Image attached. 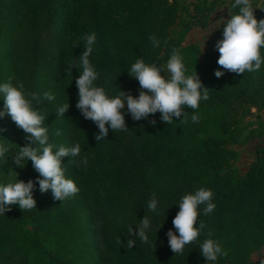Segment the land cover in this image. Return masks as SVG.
Instances as JSON below:
<instances>
[{
	"label": "trees",
	"instance_id": "obj_1",
	"mask_svg": "<svg viewBox=\"0 0 264 264\" xmlns=\"http://www.w3.org/2000/svg\"><path fill=\"white\" fill-rule=\"evenodd\" d=\"M208 1L194 5L185 21L177 0H0V82L11 78L41 95L54 92V101L35 105L46 114L50 139L65 145L79 142L81 155L88 158L86 167L71 161L65 165L80 189L71 198L55 200L50 191L37 190L36 208L23 211L14 204L0 215V264H12L14 258L28 264L32 248L45 258L42 264H206L199 242L208 231L227 253L215 264H259L264 259H260L264 149L241 173L231 169L237 154L228 148L240 137L242 119L253 109L264 110V66L238 75L225 70L217 78L215 71L222 66L217 64L214 45L222 38L221 28L202 57L198 75L209 89V98L198 109L188 107L181 121L156 127L126 115L129 130L110 129L106 140L99 142L94 135L97 126L76 108L79 71L73 66L72 74L66 72L83 51L82 37L94 32L96 45L90 59L100 74L98 83L108 80L112 94L119 88L138 93L139 83L126 69L137 56L165 62L191 26L207 27L217 0ZM254 14L258 20L264 18V10L254 9ZM173 28L179 36L176 41L170 36ZM152 34L161 40L159 48L151 46ZM186 65L191 73L190 62ZM67 101L65 116L56 117L57 105ZM193 111L199 115L196 122L191 119ZM57 128L60 136L54 135ZM0 135L10 147L8 161L0 159V183L15 179L16 173L25 182L34 179L38 173L30 159L24 167L16 166L13 159L18 147L29 143L23 130L5 115L0 119ZM68 160L65 156L62 163ZM199 187L212 190L215 210L197 218L203 220L205 231L183 254L175 255L165 235L174 227L172 220L179 210L174 203ZM152 194L159 200L156 215L147 209ZM145 214L153 220V244L137 239L128 248V228L135 229Z\"/></svg>",
	"mask_w": 264,
	"mask_h": 264
},
{
	"label": "clouds",
	"instance_id": "obj_2",
	"mask_svg": "<svg viewBox=\"0 0 264 264\" xmlns=\"http://www.w3.org/2000/svg\"><path fill=\"white\" fill-rule=\"evenodd\" d=\"M225 6L230 17L221 16L215 22L218 24L215 28L222 25V38L214 45L219 53L217 64L222 67L216 69L215 76H223L225 70L237 75L258 72L264 66V18L258 20L254 9L264 10V6H258L256 0H230L229 4L220 8ZM82 40L83 51L71 60L66 72L72 74L73 66L79 71L75 78L78 89L76 108L85 119H90L97 126L98 131L94 134L97 142L106 140L110 129L112 132L128 131L126 115H130L134 121L147 120L155 126L156 114L159 113V121L170 124L176 119H184L186 108L196 110L202 101L209 98V89L203 85L196 70L189 72L185 56L175 47L170 50L166 62L147 61L144 56H137L126 69L139 83L138 95L125 93L120 88L116 94H112L107 88L108 80L104 84L98 83L100 74L90 59L96 45V34H86ZM149 41L154 49L161 46V40L155 34L149 36ZM0 99L4 101L3 108H0V119L9 116L29 141L14 153L16 166L24 167L30 159L38 173L34 179L25 182L17 179L15 172V179L0 183V215H5L14 204L23 211L36 208L34 193L37 190L41 193L50 191L53 199L60 201L78 193L80 189L75 180L67 175L65 165L71 161L78 167H86L88 158L81 155L79 142L65 145L52 141L45 124L46 114L35 106L43 104L45 100L54 101L55 93L49 90L41 95L28 90L23 82L13 83L9 78L7 82H0ZM69 107L68 101L57 105L56 117L65 116ZM191 119L198 121V113L193 111ZM54 135L60 136L61 129L57 128ZM0 138H3L0 139V159L8 161L10 147L5 142L8 140L2 135ZM65 156L69 160L62 163ZM174 204L179 206V210L172 220L174 227L168 229L165 235L171 250L178 255L183 254L187 245L198 241L205 231V224L203 220L197 221V218L212 213L216 204L212 190L205 187L186 192ZM158 205V198L152 194L147 201V209L156 215ZM139 221L134 225L135 229L133 226L128 228V248H133L137 239L150 247L153 244L150 239L153 220L145 214ZM163 223L156 226V233ZM199 250L206 264H215L218 258L227 254L211 231L199 242ZM259 264H264V259Z\"/></svg>",
	"mask_w": 264,
	"mask_h": 264
},
{
	"label": "rangeland",
	"instance_id": "obj_3",
	"mask_svg": "<svg viewBox=\"0 0 264 264\" xmlns=\"http://www.w3.org/2000/svg\"><path fill=\"white\" fill-rule=\"evenodd\" d=\"M183 7V11L181 13L182 20H188V14L192 12L194 5L201 3V0H177ZM212 0H209L210 2ZM264 0H260L258 6ZM230 0H217L216 7L212 11V13L208 16L207 21L208 25L206 28H202L200 26H191L189 31L184 34L182 37L180 44L177 48L185 56L186 62H190L191 70L200 72V65L202 62V57L205 49L211 43V41L216 37L219 30L222 28H215L218 24L215 22L220 19L221 16L225 18H229L230 12L225 6V4H229ZM187 9V11H186ZM177 29L173 28L170 30V36L175 41L178 40L179 36L177 34ZM208 34V35H207ZM191 47H196L193 49ZM196 50H199L198 52ZM166 62V60H165ZM133 95H138V93H131ZM253 114L242 119L240 128L241 134L238 141L235 144L229 145L228 148L235 151L237 156L233 160L231 164V169L237 172H245L249 165L254 161L256 157V153L259 149H264V110H252ZM151 118V117H150ZM157 124L159 121V113L156 114ZM30 229V226L26 227ZM46 246L50 247L52 244L50 242L46 243ZM261 258H264V250ZM254 260L258 258L256 256L253 257ZM12 264H21L17 258H14ZM46 260L38 249H31L27 262L28 264H42Z\"/></svg>",
	"mask_w": 264,
	"mask_h": 264
}]
</instances>
